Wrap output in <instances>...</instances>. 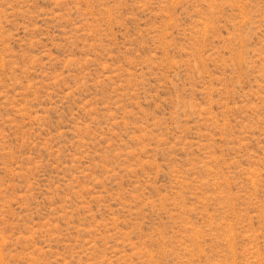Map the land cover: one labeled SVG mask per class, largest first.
<instances>
[{
	"label": "rangeland",
	"instance_id": "obj_1",
	"mask_svg": "<svg viewBox=\"0 0 264 264\" xmlns=\"http://www.w3.org/2000/svg\"><path fill=\"white\" fill-rule=\"evenodd\" d=\"M0 264H264V0H0Z\"/></svg>",
	"mask_w": 264,
	"mask_h": 264
}]
</instances>
